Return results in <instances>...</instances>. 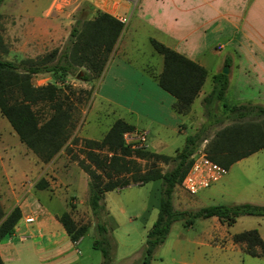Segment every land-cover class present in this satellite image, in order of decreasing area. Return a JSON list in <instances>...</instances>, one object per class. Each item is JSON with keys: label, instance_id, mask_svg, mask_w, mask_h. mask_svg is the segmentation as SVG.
<instances>
[{"label": "trees", "instance_id": "obj_1", "mask_svg": "<svg viewBox=\"0 0 264 264\" xmlns=\"http://www.w3.org/2000/svg\"><path fill=\"white\" fill-rule=\"evenodd\" d=\"M2 2L0 0V5ZM123 25V21L107 11H98L92 17H77L61 48L54 47L36 57L12 60L1 56L8 47L1 33L0 12V112L19 139L41 161L51 160L66 143L75 126L74 108L83 98L79 93L85 92L86 96L90 93V89L65 83L64 76L80 71L79 78L84 80L99 77ZM150 42L162 54V68L155 74L150 68L147 70L153 72L152 77L162 88L175 96L172 108L179 114L187 113L204 83L206 68L154 37H150ZM40 72H53L63 85L52 81L36 84L34 77ZM228 81V74L224 72L213 74L212 88L202 97L206 117L194 131L186 134L184 144L173 155L126 144L124 132L135 126L122 117H117L101 138H80L82 157L72 154L88 175V204L96 215L105 209L103 198L106 190L131 182L141 184L157 178L161 180L158 214L145 235L142 264H150L155 249L165 240L176 219H184L186 224H191L197 217L215 215L230 225L242 214L264 216V204L249 201L213 203L196 209H181L173 205L174 189L181 183L192 153L203 140H206L207 155L226 167L264 147V106L227 102L225 91ZM217 106L221 107L220 113ZM226 119L230 121L223 124ZM220 124L223 125L217 127ZM72 139L76 141L78 137ZM68 151L71 153L72 150L69 148ZM140 158H148V166L143 167ZM158 160L172 165L163 170L157 164ZM35 184L42 188L48 185V181L40 177ZM20 217L18 205L6 214L0 202V240L14 232ZM57 218L72 241L78 240L87 229L85 224H77L68 210ZM95 226L103 233V240L96 239L94 243L102 251L100 264H114V242L107 233L108 227L99 221ZM232 239L251 255L264 254V239L256 228L234 232Z\"/></svg>", "mask_w": 264, "mask_h": 264}, {"label": "rangeland", "instance_id": "obj_2", "mask_svg": "<svg viewBox=\"0 0 264 264\" xmlns=\"http://www.w3.org/2000/svg\"><path fill=\"white\" fill-rule=\"evenodd\" d=\"M40 1H42L45 10L49 1ZM14 2L15 0H3L0 5L1 33L8 47L7 51L1 53L2 57L12 60H19L26 56L36 57L54 47L61 48L64 45L68 35L46 45L36 42L31 44V35H42L45 24L34 22L25 16L19 19L16 14L17 10L12 8ZM29 2L30 0H23L24 4ZM51 13L53 14L54 11ZM128 25V28L132 30V24ZM130 31H126L123 37L122 44L125 45L123 49H126L134 62L158 71L162 67V54L154 49L150 40L141 30H136L134 35H127ZM129 36H133V39L130 40ZM208 55L211 63L209 67L212 68L218 56L214 53ZM77 72L66 74L64 76L65 83H70L76 88L90 89V93L88 96L85 92L79 93L84 99L82 98L80 102L77 101L76 108H74L75 126L70 137L59 150L62 152L54 162L52 171L49 167L50 160L44 162L47 165L45 169L43 168L44 164H41L42 169L38 167V172L30 171L32 170V163L34 164L31 154L18 152L19 148L27 146L22 141L20 142L18 136H16L17 142L13 145V140L7 134V128L12 129V126L0 112V134L4 136L2 142H5V145H13L9 147L11 154L8 152L0 154L4 159V163L0 164V197H6L8 193L5 182L8 180L6 167L9 165L10 168L13 167L12 175L14 177L11 179L14 184L12 186L15 190L14 197H28L27 202L32 200L33 203L35 200L31 198L37 197L43 207L50 212L61 213L69 209L68 211L77 224L87 226L78 242L72 243L68 238L64 240L70 244L68 256L71 262L68 264H100L103 261L100 247L94 244L96 239L103 240V233L99 232L95 226L98 221L107 225V233L114 242L112 263L142 264L145 235L158 214L161 180L154 179L141 184L131 182L120 188L106 190L103 198L105 209L96 215L88 204L86 176L72 154L82 157L84 153L80 146V138H101L114 119L119 116H123L129 122L144 124V126L149 127L148 129L151 126L148 123L150 120L145 115L135 114L128 109V105L132 103L131 100L139 91L138 88H134L130 75H126V77L131 81V84L128 81L125 85L112 84L109 88L111 93L115 91L112 94L117 101H105L98 100L97 97L92 98L93 90L97 86L100 76L84 80L76 75ZM48 81L63 85L61 81L56 80L53 72H40L34 77L36 84ZM209 83L210 80L206 81L204 88H207ZM243 93L239 90L234 91L231 86L225 93V99L229 103H238L242 101L239 98ZM245 93L250 96L249 91H245ZM148 95L154 97L152 93H148ZM192 107L193 110L188 112L195 130L206 117L202 98L195 100ZM216 110L220 113L221 107L217 106ZM229 121L226 119L223 124ZM223 124L217 125V127ZM190 132L192 129L189 127L179 136L167 132L166 139L172 143L162 147V153L175 154L177 149H180L184 144L186 134ZM154 134V131L149 132L148 140L151 139L149 135ZM74 136L78 137V140H73ZM202 142L206 144V140ZM69 148L72 150L71 153L68 151ZM144 148L147 147L144 146ZM37 161L40 162L41 160L37 157ZM139 161L143 167L150 163L148 158H140ZM157 164L163 170L172 165V163L161 160H158ZM64 172H68L65 178L67 184H60L59 178L61 177L59 176ZM40 177H44L48 181L47 186L42 188L36 186L35 183ZM244 201L264 204V148L228 165L227 172L208 187L201 188L191 194L178 184L173 192V205L181 209H196L213 203L231 204ZM30 206L34 207L33 204ZM44 212L46 211L44 210ZM33 214L37 213L33 211ZM42 214L38 217L33 215L35 218L31 222L33 226L38 221L46 220L45 214ZM213 219L214 217L211 216L197 217L193 219L191 224H186L184 219L174 220L165 240L155 249L150 264H264V255H251L238 244H233L230 238V234L247 228H256L264 236V216L242 214L232 224L227 225L225 223L224 228L219 229L217 228L218 224ZM24 222L23 219L18 224L22 229ZM20 233L17 231L9 238L16 248L12 249L11 256L8 255L9 257L6 258L4 264H39L38 258L34 254L31 255L25 247V245L32 243L35 237L30 232H24L21 235ZM15 249L17 251L14 252Z\"/></svg>", "mask_w": 264, "mask_h": 264}, {"label": "crops", "instance_id": "obj_3", "mask_svg": "<svg viewBox=\"0 0 264 264\" xmlns=\"http://www.w3.org/2000/svg\"><path fill=\"white\" fill-rule=\"evenodd\" d=\"M47 1L49 2L45 10L40 0H30L26 4L23 3V0H15L12 4V8L17 10L16 14L19 19L25 16L34 22L45 24L42 35H31V44L36 42L46 45L51 41L60 40L68 35L71 25L77 17H92L98 11L110 12L118 18L120 16L127 17L100 75L101 78L99 77L97 86L93 90L92 98L117 101L112 94L115 91L111 93L109 88L112 84L125 85L128 81L131 84V81L126 77V75H130L134 88H138L139 91L131 100L132 103L128 105V109L135 114L145 115L150 120L148 123L151 126L148 129L149 127L144 124L129 122L123 116L122 118L132 123L135 128L145 129L148 133L155 132L154 135H149L151 136L150 140H148L147 133L146 147L150 150L162 152V147L172 143L166 139L167 132L179 136L188 127L194 131L189 115V112L193 110V103L210 91L213 74L220 71L225 64L229 66L227 73L229 81L225 93L232 86L234 91L244 92L239 98L242 101L237 104L249 102L264 106V0H61L62 7L53 10V14L49 13L53 0ZM43 10L44 12H42ZM128 24H132V30L128 28ZM138 29L144 33L148 40L150 37H154L196 60L206 68L207 74L204 83L210 80L209 86L204 88L203 83L189 112L177 113L172 108L175 96L162 88L152 77L151 72L158 73L162 67L158 71H148L147 66L131 60L126 49H123L125 45L122 44V40L126 31L131 30L127 35H134ZM129 38L132 40L133 36H129ZM209 53L218 56L212 68L209 67L211 64ZM245 91H249L250 96ZM148 93H152L154 97L149 96ZM136 116L138 117V115ZM7 134L13 140L14 145L17 142V133L13 128H7ZM2 138L4 136L0 134V154L2 152L11 154L9 147L13 145L6 144L7 148L5 142H2ZM258 150L247 156L255 154ZM18 152L31 154L34 164L32 163L30 171L38 172V167L42 169L41 164H44V169L47 167L43 161H37V155L28 147H21ZM61 152L59 151L50 160V171ZM3 163L4 159L0 156V164ZM12 168L9 165L6 167L8 180L5 183L8 193L6 197H0V202L6 214L15 205H18L21 209V217L14 226V232L0 240L2 258L0 264H4L6 258L11 256L12 249L16 248L9 238L17 231L21 232L20 235L30 232L35 237L34 241L25 247L31 255L34 254L38 258L39 264H68L71 262L68 256L70 244L64 240L68 238L72 243H75L79 239L72 241L57 218L60 213L47 211L37 197L31 198L35 200V203L32 200L27 202L28 197H14L15 190L12 187L14 184L11 179L14 177ZM83 172L87 183L88 175L84 170ZM64 174L59 176L61 177L59 178L60 184H67L65 178L68 172H64ZM30 204H33L34 207H31ZM33 211L37 214H33ZM31 214L36 217L45 214L46 220L38 221L35 226L32 223L24 222L23 229L20 228L19 222L26 215ZM211 217H214L213 220L218 224V229L224 228L225 223L221 222L217 216ZM259 233L264 239L263 234ZM232 234H230V238L233 244H238L241 247L239 243L233 241ZM15 251L17 250L15 249Z\"/></svg>", "mask_w": 264, "mask_h": 264}, {"label": "built area", "instance_id": "obj_4", "mask_svg": "<svg viewBox=\"0 0 264 264\" xmlns=\"http://www.w3.org/2000/svg\"><path fill=\"white\" fill-rule=\"evenodd\" d=\"M62 7L61 0H53L49 8V13ZM123 22L126 16H120ZM124 140L131 147H144L147 144V131L134 128L124 132ZM227 172V167L212 158L205 150V143H200L191 155V163L184 174L180 185L188 193H195L201 188L208 187L218 181ZM35 220L33 215H26L24 221L31 223ZM25 237V235H23Z\"/></svg>", "mask_w": 264, "mask_h": 264}, {"label": "water", "instance_id": "obj_5", "mask_svg": "<svg viewBox=\"0 0 264 264\" xmlns=\"http://www.w3.org/2000/svg\"><path fill=\"white\" fill-rule=\"evenodd\" d=\"M220 71H221V72H224V73L227 74V73L229 72V66H228V64H225V65L221 68ZM76 75L79 76V75H80V71H78Z\"/></svg>", "mask_w": 264, "mask_h": 264}]
</instances>
